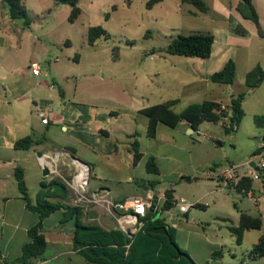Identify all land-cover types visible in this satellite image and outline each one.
<instances>
[{
	"label": "crops",
	"instance_id": "1",
	"mask_svg": "<svg viewBox=\"0 0 264 264\" xmlns=\"http://www.w3.org/2000/svg\"><path fill=\"white\" fill-rule=\"evenodd\" d=\"M202 1L206 6L205 12L183 2L177 3L175 8L167 7L166 0H158L151 6H148L147 2L146 7L150 11L162 10L166 17L180 15L185 22L183 30L186 35H212L214 43L211 55L207 58L184 59L162 57L157 60L154 68L147 65L142 77H136L137 80L143 79L144 91L136 86V91L129 96L125 94L127 91L124 89L123 103L105 113L101 105L80 101L75 94L77 92L73 93L74 95L68 93L64 81H68L69 76L67 71L63 73L60 70L63 57L70 61V57L62 48L63 45L71 47L73 44L68 32L73 30L75 33H80L76 25L83 15L82 0L79 2L81 14L74 22L69 21L72 10L70 5L56 0H25V6L32 19L29 29L24 28L21 20L12 19L7 4L0 0V264L5 262L22 264L16 263V260L22 254V247L31 241L28 230L39 221V214L27 208V202L19 192L15 178L17 167L24 171L25 183L33 205L37 203L42 184H45V190L50 187L55 190L53 184L59 183L66 188L64 196H51L47 199L64 206H74V201L70 204L63 200L67 195H71L73 200V194L67 188L65 180H69L67 177L71 178L79 171L80 168L75 162V159H79L90 168L89 186L92 174L98 177L97 180H102L96 171L98 166L115 172H119L122 166L130 170L129 175L124 179L125 189L120 190L119 195H114L107 184H101L93 191L103 192L115 201H123L131 196L152 198L155 203L159 202L161 208L167 201V192L172 193L174 201L177 202L173 190H161L157 185L164 176L163 170L168 169L173 175L175 174L178 159L175 157L173 159L172 155L145 152L142 148L143 138L157 141L176 151L187 145L189 142L187 139H194L196 134L198 137L212 140L206 132L200 130L205 123L221 125L226 134L239 130L240 125L234 132L226 131L232 116L229 106L232 98L247 90L246 74L257 65L264 70V0H253L259 16V26L240 14L237 7L241 0ZM93 4L96 10L97 3ZM115 7L116 5L113 6ZM105 19L109 17L105 16ZM237 25L245 29L247 35L236 33L233 27ZM94 26H90L88 31ZM165 49L164 53H166ZM75 60L80 61L81 57L76 55ZM229 60H233L236 64L234 83L228 85L212 82L211 76L222 70ZM34 63L41 65V72L38 75L33 74L30 69L31 64ZM181 64L188 66L186 74L176 71L177 66ZM239 77L242 84L239 85L240 90L236 91L233 87ZM263 84L264 81L258 87ZM129 88L133 86L130 85ZM257 88L247 92L242 102V109L246 97ZM174 100H178L172 108L174 111L178 104H183L181 110L183 111L190 104H201L204 101L218 102L226 110L227 116L217 122L205 121L197 131L187 122H181L175 128L159 122L155 137L149 138L147 136L149 118L141 111ZM42 110L49 112L47 124L43 123L40 117ZM257 117L260 118L259 124L256 123ZM254 122L258 128L264 129V115H254ZM104 123L108 124L110 129ZM207 129H211V126ZM103 132H107L108 135ZM113 135L116 140H113ZM24 137H31L35 141L34 146L27 151L15 149L16 141ZM262 140L264 141V136ZM120 142L124 143L123 150L126 153L124 157L120 156ZM134 144H138L142 154L136 164L133 154ZM32 151L37 154L36 158L31 155ZM86 151H92L94 156L86 159L84 157ZM38 154L41 156L39 157ZM150 158H154L158 168L157 174L147 170V161ZM21 162H33L42 170L44 166L49 169L48 184L44 179L41 188L33 192L34 196L28 183L27 169L20 166ZM220 164L221 161L217 162L212 166L213 171L211 170V178L217 180L216 191L219 190L218 172L222 167ZM249 166V168L244 166L242 169L251 172V168H255L252 162ZM56 175L59 182L53 181ZM179 176L183 178L185 175L180 173ZM187 179L191 180L190 177ZM246 179L251 182L249 189L251 196L239 191L227 193H231L232 196L237 193L247 198L251 206L239 207L234 203V215L214 229L213 233H208L204 223L199 222L195 217L189 220V211L192 207L207 209V205L201 203H189L192 204L189 210L186 213L178 211L177 217L173 212L176 206L164 210L157 216L162 219L163 226L170 233L173 242L186 254V257L178 259L175 257L176 264H191L190 262L264 264V257L252 254L254 246L264 237V183ZM246 179L243 183H246ZM184 200L187 202L186 199ZM257 200L258 204L255 203ZM64 212L65 209L61 208L45 218L42 229L47 242L45 252L29 264H112L111 261H89L79 253L74 246V221L72 219L63 221ZM104 212L108 217V223L113 221L118 227L115 219L105 210ZM242 214L260 219L261 226L246 229L241 242L238 243L232 229L239 227ZM55 215H59V218L48 225L47 223L56 217ZM222 227L228 235L217 234L224 231ZM105 232L112 231L105 230ZM137 240L139 249L136 252V259L139 264H174L171 252L162 238L140 236ZM215 253L219 255L213 257Z\"/></svg>",
	"mask_w": 264,
	"mask_h": 264
},
{
	"label": "rangeland",
	"instance_id": "2",
	"mask_svg": "<svg viewBox=\"0 0 264 264\" xmlns=\"http://www.w3.org/2000/svg\"><path fill=\"white\" fill-rule=\"evenodd\" d=\"M94 2L97 3L96 10L93 8ZM147 2L148 0H130V2L129 0H82L83 15L76 25L80 33L69 31L68 34L73 44L71 47L62 46L64 53L70 57V61L63 57L60 63V70L63 73L67 71L69 76L68 81H64L68 93L77 92L75 94L80 101L101 105L106 113L110 109H115L116 105L123 103L124 89L127 91L125 94L129 96L136 91V86L144 91L143 79L137 80L136 77H142L147 70V65L154 68L157 60L162 57L187 58L178 55L169 56L163 52L178 35H186L183 30L185 22L181 16L166 17L162 10L150 11L146 7ZM180 2L182 1L166 0V5L175 8L177 3L181 4ZM114 5H116L115 8H113ZM107 14H109V19H105ZM96 24L107 30L110 38H100L95 45L91 46L87 41L88 28ZM76 55L81 57L80 61L75 60ZM176 71L186 74L188 66L178 65ZM241 82L239 77L233 87L234 90H240ZM130 85L133 88H129ZM182 107L183 104H178L175 111L180 112ZM243 109L245 116L239 130L235 133L226 134L221 125L205 123L200 130L206 132L212 140L198 137L196 134L194 139H187L189 140L187 145L176 151L157 141L143 138L142 148L145 152L172 155L173 159L174 157L178 159L175 174L173 175L168 169L163 170L164 176L157 188L173 190L177 201L184 198L188 203L207 205L206 210L192 207L189 211V220L195 217L199 222L202 221L208 233H213L214 229L223 225L234 215V203H237L239 207L251 206L250 200L237 193L232 196L231 193L228 194L220 189L216 191L217 180L211 178L212 166L217 162L221 161L222 167L246 163L264 142L262 140L264 129L258 128L254 122V115H264V84L246 97ZM104 125L110 129L108 124L104 123ZM210 126L211 129H207ZM112 138L116 140L114 135ZM119 145L120 156L124 157L126 155L123 150L124 143L120 142ZM31 155L35 158L37 156L33 151ZM93 156L92 151H86L84 157L90 159ZM20 166L27 169L28 183L32 193L41 188V182L44 179L48 184L49 176L44 178L42 168L36 167L33 162H21ZM96 171L102 180H97L98 177L92 174L90 189L96 190L99 185L107 184L114 195H119V191L125 189L124 179L130 173L129 168L122 166L119 172H115L98 166ZM180 173L185 176L182 178L179 176ZM67 178L70 179V177ZM53 181L59 182L57 175ZM71 198V195H67L63 200L72 204ZM74 207L81 209L83 224L100 225L104 231H119L113 221V223H108V217L101 207L76 206L75 203ZM173 212L175 217L179 216L178 207H175ZM55 216L47 223L48 225L53 224L59 218V215ZM164 217L168 220L166 215ZM209 225L211 227H207ZM222 229L224 230L223 227ZM217 234L228 235L226 230Z\"/></svg>",
	"mask_w": 264,
	"mask_h": 264
},
{
	"label": "trees",
	"instance_id": "3",
	"mask_svg": "<svg viewBox=\"0 0 264 264\" xmlns=\"http://www.w3.org/2000/svg\"><path fill=\"white\" fill-rule=\"evenodd\" d=\"M8 6L9 14L12 19L21 20L25 29L31 27L32 19L25 6V0H3ZM62 4L71 6V14L69 17L70 22H74L81 14V8L79 6L80 0H56ZM158 0H150L148 6H151ZM183 3H189L196 7L198 10L205 12L206 6L202 0H181ZM240 14L246 18L252 20L257 26H259V16L253 5V0H241L237 7ZM109 14L106 15V18ZM233 30L241 35H247V31L240 26H234ZM109 39L110 34L102 26L91 27L88 31V44L93 45L98 39ZM214 43V37L212 35L204 34H191V35H178L174 38L165 52L170 55H179L192 58H207L212 53ZM79 57V55H77ZM236 76V64L233 60H229L222 70L214 73L211 76V81L221 84H233ZM264 81V70L261 66L257 65L246 74L245 82L247 90L240 93L237 97L231 99L229 108L232 110V116L230 117V128H227V133L234 132L240 125L244 111L242 109V102L249 90L257 88ZM178 103V100L170 101L167 103L155 105L143 109L141 112L149 118V125L147 130V136L154 138L156 135V128L159 122L166 124L171 128H175L181 122H187L194 130H198L200 125L205 121L217 122L227 116V112L222 108V104L214 101H204L201 104H190L180 113H176L172 108ZM256 123H260V118H256ZM108 135L107 132H103ZM35 144V141L31 137H24L18 139L15 143V149L17 150H30ZM134 163L136 164L142 157L139 151L138 144L133 146ZM147 170L151 173L157 174L158 168L154 161V158H150L147 161ZM15 178L17 186L22 198L27 202V208L31 211L39 214L38 223L28 230V235L31 241L26 243L22 247V254L16 260V263L29 264L32 260L40 258L45 252L47 242L42 233L43 221L54 211L61 208L65 209L62 220L66 221L72 219L74 221V246L87 260H101L111 261L112 264H139L136 259V252L138 251V237H159L164 240V243L168 250L171 252V257L174 261L176 257V250L170 245L168 238L162 235H156L150 232L151 228L163 226L162 219L157 216L164 210H170L175 207L176 202L173 199L172 193L167 192V201L164 206L160 208L157 213H149L144 219L146 224L143 231L139 232L131 243L128 254L125 255L124 245H126L128 239L121 231L105 232L98 226L85 225L81 221V209L74 206H64L60 203L49 201L47 198L51 196H64L66 188L63 186L64 191L58 193L50 187L45 190V184H42V188L38 193L37 203L33 205L30 201L28 189L24 179V171L22 168L17 167L15 169ZM243 183V182H242ZM251 182L246 179V183L242 184V187L250 189ZM260 219H253L245 214L241 216V222L238 228L232 229L237 236V242L242 240L243 232L250 228H260ZM113 245H115L113 247ZM252 254L256 256L264 257V237L254 246ZM219 253H215L213 257H217ZM177 261H174L176 264ZM193 264L192 262H190ZM5 264H13V262H5Z\"/></svg>",
	"mask_w": 264,
	"mask_h": 264
},
{
	"label": "built area",
	"instance_id": "4",
	"mask_svg": "<svg viewBox=\"0 0 264 264\" xmlns=\"http://www.w3.org/2000/svg\"><path fill=\"white\" fill-rule=\"evenodd\" d=\"M30 69L33 74L38 75L41 72V65L31 64ZM52 88V87H51ZM42 122H49V112L42 110L40 112ZM228 128L231 125L228 123ZM79 166V171L69 180H65L67 188L73 194V201L76 206H100L107 214L112 216L118 224L119 229L126 235L129 242L124 245L125 255L128 254L134 237L141 231L146 224L147 214L157 213L160 210L159 202L155 203L152 198H142L140 196L127 197L123 201H115L111 197L100 191L90 189V168L88 165L75 161ZM253 163L255 168L251 172H245L242 168H249V163ZM249 178L253 181L264 183V143L250 157L248 162L242 165H229L223 167L218 172L219 189L226 192L239 191L242 194L251 196V193L241 184L243 180ZM160 200V199H159ZM258 204V200L255 201ZM176 207L180 213H186L192 204L184 199L176 202Z\"/></svg>",
	"mask_w": 264,
	"mask_h": 264
},
{
	"label": "water",
	"instance_id": "5",
	"mask_svg": "<svg viewBox=\"0 0 264 264\" xmlns=\"http://www.w3.org/2000/svg\"><path fill=\"white\" fill-rule=\"evenodd\" d=\"M38 156L40 157L41 154H38ZM75 160L81 164H84L79 159H75ZM42 174H43V177H47L50 174L49 169L46 166L43 167ZM53 188L55 189L56 192H59V193H61L63 191V187L59 183H54ZM150 232L153 234L166 236L168 238L170 245H172L174 247V249L176 250V258L177 259L180 257H186V254L183 253L179 249V247L173 242L172 237H171L170 233L168 232V230L166 229L165 226H159V227L151 228Z\"/></svg>",
	"mask_w": 264,
	"mask_h": 264
}]
</instances>
